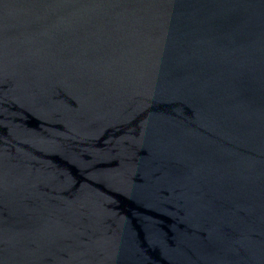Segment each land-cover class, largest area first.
I'll list each match as a JSON object with an SVG mask.
<instances>
[{
  "label": "water",
  "instance_id": "obj_1",
  "mask_svg": "<svg viewBox=\"0 0 264 264\" xmlns=\"http://www.w3.org/2000/svg\"><path fill=\"white\" fill-rule=\"evenodd\" d=\"M0 264H264V0H0Z\"/></svg>",
  "mask_w": 264,
  "mask_h": 264
}]
</instances>
